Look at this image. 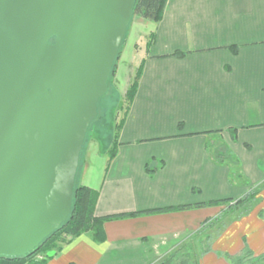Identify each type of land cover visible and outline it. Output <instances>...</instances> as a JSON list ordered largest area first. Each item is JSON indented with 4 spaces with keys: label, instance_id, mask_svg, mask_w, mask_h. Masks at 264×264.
<instances>
[{
    "label": "crops",
    "instance_id": "obj_1",
    "mask_svg": "<svg viewBox=\"0 0 264 264\" xmlns=\"http://www.w3.org/2000/svg\"><path fill=\"white\" fill-rule=\"evenodd\" d=\"M123 46L121 106L141 74L123 112L117 155L109 160L97 142L87 145L78 176L99 192L96 215L239 199L262 187L264 0H168L159 22L131 20ZM156 160L165 165L150 175L146 165ZM258 196L214 236L198 264H235L232 257L246 249L252 258L264 255V186ZM225 209L113 219L104 241L91 233L68 237L46 264H150Z\"/></svg>",
    "mask_w": 264,
    "mask_h": 264
},
{
    "label": "water",
    "instance_id": "obj_2",
    "mask_svg": "<svg viewBox=\"0 0 264 264\" xmlns=\"http://www.w3.org/2000/svg\"><path fill=\"white\" fill-rule=\"evenodd\" d=\"M134 4L0 0V257L33 254L70 217Z\"/></svg>",
    "mask_w": 264,
    "mask_h": 264
},
{
    "label": "trees",
    "instance_id": "obj_3",
    "mask_svg": "<svg viewBox=\"0 0 264 264\" xmlns=\"http://www.w3.org/2000/svg\"><path fill=\"white\" fill-rule=\"evenodd\" d=\"M167 1L168 0H135L133 15L134 14L139 15L142 18L149 20V21L159 22L163 17L164 9H165ZM231 49L234 52L237 51L236 46H233ZM180 54L183 55V53H180ZM120 56H121V50L113 66L112 74L109 80V85H110L112 77L116 73V66H117L118 60L120 59ZM140 74H141V71L137 73L134 83L132 84L131 88L126 93V101L128 102V104L132 102L136 94ZM110 91H111V86H110ZM108 94H106L104 97H107ZM102 99L100 100V102L102 101ZM100 102H99V105H100ZM121 123L116 133L115 140L113 141L111 148L108 150L109 160L114 159L117 155V150L119 146L118 132L122 125ZM215 132L217 133L220 131H215ZM234 132L235 130H233V138L235 137ZM205 133H214V131L205 132ZM215 157L219 160H222L221 154H217ZM156 161H158V165L154 167L151 166L150 163H147L146 165L147 172L150 175H153L154 172L158 168H161L165 165V162L163 160H156ZM81 165H82V160H81ZM262 187H259L258 189L249 192L248 194H246L245 196L239 199L223 198V199H217V200L197 202L194 204L166 206L162 208L141 210V211H136V212H131V213L97 216L95 213V209H96L97 201L99 198V192L91 187L81 185L77 179V182L74 188L72 211H71L70 217L67 219L65 223L62 224L61 228L56 230L54 233H52L40 245L39 249L33 254H30L26 257H13V258L0 257V264H25L26 262H29L31 258L37 253H44L45 258L41 260L40 262H35V263H30V264H46L50 258H52L55 254H57L61 250V245L64 242H66L68 237H78L84 233H91L96 241H99V242L104 241L105 240V231H104L105 223L107 221L117 219V218L134 217V216H139L142 214L165 213V212H171V211L186 210V209H191V208L222 206V205H227V208H226V210L228 211L227 213H234L236 211H240L239 214L234 216L231 220L227 221L226 223H222L221 228L214 234L215 236L224 227H226L232 220L240 218L253 207V205L258 201V197H259L258 195ZM222 218L223 216L222 217L219 216L217 217V219H213V218L206 219L201 224V228L198 231V233H200L206 227H210L211 222L212 223L217 222V221L220 222ZM214 236L209 239L206 245V249L202 251V254L208 252L211 249V241L214 238ZM186 246L187 245L185 246L182 245L180 248L176 249L161 264H190L188 255L184 254ZM181 252L182 254H180ZM263 257L264 255L259 258H263ZM248 258H252L251 252L248 249H246L245 252L240 257H232L235 264H243Z\"/></svg>",
    "mask_w": 264,
    "mask_h": 264
},
{
    "label": "rangeland",
    "instance_id": "obj_4",
    "mask_svg": "<svg viewBox=\"0 0 264 264\" xmlns=\"http://www.w3.org/2000/svg\"><path fill=\"white\" fill-rule=\"evenodd\" d=\"M135 16L137 15L134 14L131 20H133ZM124 42L121 47V54L124 47ZM117 66L116 73L112 77L109 85L111 86V91L108 96L104 97L100 102V112L97 119L94 120L88 131L84 150L86 149L87 145H91L97 142L100 147V154H103L108 152V150L113 144V141L115 140L116 133L123 118V112L127 108L128 104L125 100L124 105L121 106L123 103V99L116 87ZM224 206H226L227 208V205ZM227 212L228 211L225 209L221 212V214L213 218L217 219V217L223 216L220 222H211L210 227H206L200 233H198V231L200 230L199 229L197 232L194 233L193 236L187 238V240L180 243L178 246H176V248L171 249L165 254L157 256L150 264H161L164 260H166V258H168L176 249L180 248L182 245H187L184 254L188 255L190 264H197L199 257L202 254V251L206 249V245L209 239L213 237L214 234L221 228L222 223H226L227 221L231 220L234 216L238 215L240 211H236L234 213ZM180 254H182V252ZM243 264H264V257L248 258Z\"/></svg>",
    "mask_w": 264,
    "mask_h": 264
},
{
    "label": "built area",
    "instance_id": "obj_5",
    "mask_svg": "<svg viewBox=\"0 0 264 264\" xmlns=\"http://www.w3.org/2000/svg\"><path fill=\"white\" fill-rule=\"evenodd\" d=\"M45 258V254L44 253H37L36 255H34L31 260L29 262H26L25 264H30V263H35V262H40L41 260H43Z\"/></svg>",
    "mask_w": 264,
    "mask_h": 264
}]
</instances>
